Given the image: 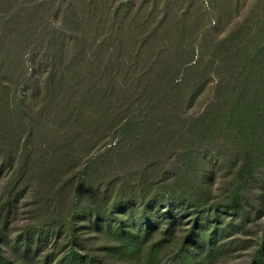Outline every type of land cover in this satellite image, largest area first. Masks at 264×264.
Masks as SVG:
<instances>
[{
	"label": "trees",
	"instance_id": "16d2710c",
	"mask_svg": "<svg viewBox=\"0 0 264 264\" xmlns=\"http://www.w3.org/2000/svg\"><path fill=\"white\" fill-rule=\"evenodd\" d=\"M47 2L0 0V78L9 77L8 84L0 81V178L4 171L12 177L0 194V264H21L33 252L30 243L19 246L16 260L11 261L1 248L11 233L8 226L22 193L34 192L38 198L33 205L47 208L34 209L44 213L46 228H55L60 218L70 221L65 255H85L83 262L94 264L95 258L81 254L72 225L77 215L73 211L96 179L111 178L106 190L122 198L137 193L144 205L158 198L194 194L198 184L185 185L177 174H185L189 159L204 145L222 141L228 129H233L237 151L244 157L235 158L238 172L252 159V146L260 147L264 156V0L250 10L246 0H216L209 28L211 21L206 22L201 4L192 35L179 31L163 36L123 32L121 23L109 19L102 20L107 32L87 35L77 30L81 20L73 11L67 21L75 28L66 35L64 26L50 25L52 10ZM168 20L162 19L161 24ZM11 51L16 52L15 59ZM26 61L37 63L32 73L39 76L35 91L24 71ZM210 74L218 78L216 101H209L199 115L183 118L187 104L190 107L198 99L197 88ZM21 88L30 90L26 101L17 95ZM51 114L48 129L44 120ZM41 128L49 132L50 140L43 153L38 148L44 143L38 133ZM103 148L97 157L90 156ZM133 153L137 167L124 166L118 176L108 169L115 156L127 161ZM169 153L180 166L173 167L174 178L161 177L165 183L168 179L164 185L153 176V167ZM225 159L222 152L211 158L215 178L231 173ZM10 184L13 187L7 189ZM19 185L21 190L15 192ZM236 195L226 206H239ZM63 199L69 204L60 213ZM101 207L97 216L109 224L105 235L119 242L111 249L120 250L119 256L131 264L161 263V241L148 244L150 228L130 226L135 216L120 213L117 203L105 202ZM88 210L84 213L92 226L95 212ZM100 227L99 223L97 230ZM191 238L189 233L183 243L189 245ZM252 264L262 263L254 257Z\"/></svg>",
	"mask_w": 264,
	"mask_h": 264
},
{
	"label": "rangeland",
	"instance_id": "374dc122",
	"mask_svg": "<svg viewBox=\"0 0 264 264\" xmlns=\"http://www.w3.org/2000/svg\"><path fill=\"white\" fill-rule=\"evenodd\" d=\"M36 1L37 3L45 2V0ZM215 1L48 0L46 7H50L52 10L50 25L52 24L58 29L64 26L67 28H63L66 35H68L69 28L72 30L75 28L67 21L70 19L71 11L78 16L76 18L81 20L77 30L81 33L86 32L87 35H93L101 32V30L107 32V26L102 21L106 19L115 20L118 25L121 23L123 32L132 30V32L143 35L153 33L163 36L169 33L179 34L181 31L185 35H192L193 23L200 16L201 4L206 9L207 14L204 18L209 23L215 18ZM257 2L258 0H246L249 5L247 9L250 10L253 6L255 9ZM116 11L119 13L117 19L114 18ZM56 13H58L57 17L54 16ZM63 15L67 18L64 19ZM164 18L169 20L161 24V20ZM144 20L147 21L146 26L139 25ZM179 20L181 21L180 24L177 23ZM211 22L206 28L213 26L214 22ZM127 23L129 27H126ZM15 54L16 52L11 51L12 59H15L13 57ZM36 66L37 63L33 64L30 61H26L24 66V71L28 72L30 77L31 91H35V85L38 86L39 76H33ZM124 69L127 70V68ZM5 76L0 78V81L8 84L9 77L8 75ZM45 76L46 74L42 75L43 78ZM217 79L213 74H210L203 84L201 83L202 86L199 85L197 89L201 90V93L192 106L189 107L190 103L187 104L183 118L199 115L209 101H216L214 91L216 92ZM29 94L30 90L27 88H21L17 93L18 97L24 98L25 101ZM52 116L53 114L44 120V124H48L46 126L48 129L52 128ZM224 124L226 126L227 120L224 121ZM226 131L228 135L222 141L204 145L199 149L196 156L189 159L190 163L187 165L185 174H177L182 176L185 185L198 184L199 187L193 189L195 193L192 195L188 193L172 200L158 198L154 202L151 201L143 205L142 196L137 193L135 195L130 193L122 198L116 191L106 190L105 188L111 178L96 179L93 188L83 197L78 209L73 211L77 215H75L72 228L78 236L76 244L79 246L81 254L95 258L94 264H131L129 260L119 256L120 250L111 249V247L117 246L119 242L105 235L104 232L109 224L103 223V220L97 216V214H101L98 211L103 209L101 206L108 202L117 203V207H120V213L132 218L135 216L130 226L138 230L145 228L152 230L148 244L161 241L158 255L161 258L160 264H252L254 257L264 264V156L261 154L260 147L252 146V159L250 157L251 160L247 163L246 168L241 167V172H238L240 168L234 166L235 158L238 156L240 160H243L244 157L237 151V144L232 136L233 129ZM38 133L44 142L38 147L39 151L43 153L46 145L50 144V140L47 139L49 132L41 128ZM253 142L255 144L257 139H254ZM104 149L94 150L90 156L97 157ZM220 152L226 156V166L231 173L225 177L218 175L215 178V172L212 168L214 162H211V158ZM137 159L136 153L127 158V161L115 156L109 168V163H107V168H112V173L118 176L122 174L124 166H128L129 169L137 167ZM252 164L255 165L253 170L251 169ZM179 166L180 163L177 158L169 153L159 158V164H155L153 167V176L156 177V180L165 176L168 179L174 178L176 175L173 174V167ZM100 169L103 167L100 166ZM10 176V171L3 172L0 178V194L2 186L5 187L12 179ZM162 178L160 183L165 185L168 179L165 183L163 180L166 178ZM112 179L115 180L117 177ZM120 183L118 181L116 185ZM10 185L7 189L13 187L12 184ZM22 185L17 186L15 192L21 190ZM39 190H43V188ZM127 192L131 191L128 190ZM234 193L237 194L239 206H226L229 205V198ZM7 198L8 195L5 194L3 199ZM37 198L36 195L34 198V192L20 194L16 213L12 216L11 224L8 226L11 233L1 242L3 253L9 256L11 261H14L16 260L17 248L19 246L25 248L30 243L33 252H30L27 261L21 264H44V261L45 264H85L83 262L85 255L82 257L71 252H67L68 256L64 254L69 249V243H67L69 238L66 235L69 234L70 221L64 222L63 218H60L56 222L55 228H46L44 213L34 211L36 208H46L33 205ZM68 204L69 200L63 199L59 212L62 213L66 210ZM88 209L95 212L92 226H88L87 217L89 215L84 213L89 211ZM41 211L45 212V210ZM99 223L101 227L97 230ZM189 233L192 238L188 243L189 245H185L183 239ZM38 250V255H34L33 253Z\"/></svg>",
	"mask_w": 264,
	"mask_h": 264
}]
</instances>
